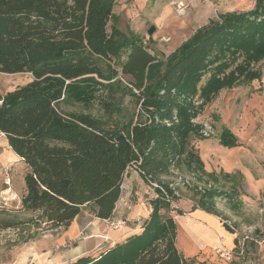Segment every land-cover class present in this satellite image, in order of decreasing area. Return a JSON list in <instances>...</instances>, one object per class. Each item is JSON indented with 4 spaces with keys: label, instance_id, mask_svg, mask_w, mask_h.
I'll list each match as a JSON object with an SVG mask.
<instances>
[{
    "label": "trees",
    "instance_id": "16d2710c",
    "mask_svg": "<svg viewBox=\"0 0 264 264\" xmlns=\"http://www.w3.org/2000/svg\"><path fill=\"white\" fill-rule=\"evenodd\" d=\"M117 1L0 0V72L32 75L0 92V131L27 166L22 206L35 212L37 224L61 233L85 208L111 219L129 168L156 184L138 232L64 264H187L169 213L179 198L173 178L218 181L192 143L205 137L197 118L221 91L262 78L264 0L210 18L162 57L111 22ZM103 89L133 96L135 119L109 125L64 109L89 107ZM111 98L101 102L112 116L122 102ZM219 139L226 147L238 144L228 128ZM199 193L200 207L216 213L213 201L222 190L212 185Z\"/></svg>",
    "mask_w": 264,
    "mask_h": 264
},
{
    "label": "rangeland",
    "instance_id": "374dc122",
    "mask_svg": "<svg viewBox=\"0 0 264 264\" xmlns=\"http://www.w3.org/2000/svg\"><path fill=\"white\" fill-rule=\"evenodd\" d=\"M179 1L187 5L182 15L176 10ZM254 3L255 0H118L111 22L128 34L139 35L142 40L148 37V50L162 57L175 50L210 18L222 12L249 9ZM153 25L156 30L150 36L148 30ZM163 37L170 38L164 41ZM261 67L260 80L221 91L197 118V122L205 125V137L195 138L192 143L203 159L205 169L218 175L217 182H210L222 190L213 201L216 213L200 207L201 194L192 186L196 182L194 175L180 174L173 178L179 198L171 202L169 213L175 217L180 229L181 252L185 251L183 245L188 246L181 230L183 227L195 228L190 232L198 239L195 241L197 246H212L216 240L213 231L217 232L218 228L228 238H234L230 248L215 251L212 256H216V260L204 256V264H210L212 260V264H264V61ZM31 80L32 75L28 72H0V92L12 91ZM121 94L119 90L103 89L89 107L78 103L65 105L64 109L90 112L109 125L125 123L135 119L139 105L133 96L122 97ZM112 95L122 103L121 111L111 116L101 100L112 99ZM224 128L237 137L236 146L220 144L219 135ZM3 138H0L1 149L6 147L2 145ZM18 160H1L0 157V264H64L81 256L97 255L114 243L108 232L118 228L112 227V221L125 220L127 223L121 227L129 225L126 217L108 219L100 227L102 233L83 231L70 238L61 233L62 229L37 224L35 212L22 206L26 170ZM8 177L7 185L4 180ZM184 180H189L191 185L183 183ZM121 196L122 204L126 201L134 204L143 198L152 208L150 202L156 198V192L153 185L134 172V168H129L123 179ZM125 206L129 207L126 203ZM178 210L184 214L179 215ZM93 216L87 208L80 213L86 221H91ZM136 222L143 221L138 218ZM88 223L90 228L95 226L94 222ZM8 224L11 226L6 227Z\"/></svg>",
    "mask_w": 264,
    "mask_h": 264
},
{
    "label": "crops",
    "instance_id": "0c3cea01",
    "mask_svg": "<svg viewBox=\"0 0 264 264\" xmlns=\"http://www.w3.org/2000/svg\"><path fill=\"white\" fill-rule=\"evenodd\" d=\"M169 53H167V54H169ZM1 142H2V145L6 146L5 147L6 149L0 148L1 160L5 159V158H7V159L10 158L11 160L19 159L18 160L19 163H23L24 169L27 170V166H26L25 162L22 161L20 159V157L16 153H14V151L10 148V145L8 143L7 138L4 137ZM134 172L137 175H139L137 170L134 169ZM23 180H24V176H23ZM23 191L25 193V188ZM121 199H122V196L120 197V200L117 203L116 209H115L114 214H113L111 219L117 220V219H120L121 217H126L129 220V225L126 227H121V228H118L116 230H111L108 232L110 239L114 241V243H112L111 246L114 245L115 243L123 240L127 236L138 232L140 230L141 222L137 223L136 220L138 218H140V219H142V221H144L149 216V214L151 212V208H149L147 206V203L145 202V200L143 198H142V200L137 199L136 203H134V204H129V201H126V200H125L126 202H124L122 204L120 202ZM125 203L129 206L128 208L125 206ZM125 213H126V215H125ZM198 214L204 216V213H202V212H198ZM105 221L106 220L100 219L96 216H93V219L91 221H86V220H84V218H81L79 215L78 217L75 218V220L72 222L70 227L65 232H63L62 234H66V236L73 238V237H77L78 235H81L83 233V231L84 232H86V231L92 232V233L93 232L94 233H97V232L102 233V232H100L101 231L100 227L102 224L105 223ZM88 222H94L95 226L93 228H90L91 225ZM194 229L195 228L192 226L190 228H187V229H184V227L181 229L184 233V236L187 239L186 241L188 244L187 247L183 245L185 251L182 252L187 264H193V262H195V261L198 264H200L201 262L204 264V256L208 259L215 257V260H216L217 257L212 256L213 254H215V251L221 250L224 248L225 249L230 248L234 242V238H228L224 234V231H222L221 229L218 228L217 232L213 231L215 234L214 237H216V240H215V242H213L212 246H209V247H204V245H200V246L198 245L197 246L195 244V241L197 242L198 239L197 238L195 239V236L192 235V233H191ZM178 234L179 235H177V238H178L177 243H178V247H179V244L180 243L182 244V241L180 240V229H178ZM95 237H97V236H95ZM93 241L96 242V240H93ZM88 250L89 249H86V251H88ZM212 262H213V260H212ZM212 262L210 264H212Z\"/></svg>",
    "mask_w": 264,
    "mask_h": 264
},
{
    "label": "built area",
    "instance_id": "2783aa9c",
    "mask_svg": "<svg viewBox=\"0 0 264 264\" xmlns=\"http://www.w3.org/2000/svg\"><path fill=\"white\" fill-rule=\"evenodd\" d=\"M177 13L178 14H180V15H182V14H184L186 11V8H187V5L184 3V1H179L178 3H177ZM169 38L170 37H163L162 39L164 40V41H168L169 40ZM149 38L147 37V38H145V39H143L142 40V42H143V44L144 45H147V40H148ZM2 137H6L5 136V134L3 133V132H1L0 131V138H2ZM8 181H10V179H9V177L8 178H6V180H4V182H5V184H9V182ZM183 183H188L187 185H191V182L188 180H184V182ZM154 186L156 185V184H153ZM212 183L210 182V183H208V184H205L204 185V183L203 184H200L199 182L197 183V184H195V183H193L192 184V186L197 190V191H199V192H205L207 189H209V188H211L212 187ZM174 186V185H173ZM195 186H197V188L195 187ZM175 187V186H174ZM110 220V219H109ZM127 223V221H125V220H119V221H117V222H115V221H112L111 222V225H112V227H114V228H119V227H121V226H124L125 224Z\"/></svg>",
    "mask_w": 264,
    "mask_h": 264
},
{
    "label": "water",
    "instance_id": "95a60500",
    "mask_svg": "<svg viewBox=\"0 0 264 264\" xmlns=\"http://www.w3.org/2000/svg\"><path fill=\"white\" fill-rule=\"evenodd\" d=\"M155 30H156V26H155V25L151 26V27L149 28V30H148V34H149L150 36H152L153 33L155 32ZM66 53H67V54H68V53H71V51H66Z\"/></svg>",
    "mask_w": 264,
    "mask_h": 264
},
{
    "label": "bare ground",
    "instance_id": "6f19581e",
    "mask_svg": "<svg viewBox=\"0 0 264 264\" xmlns=\"http://www.w3.org/2000/svg\"><path fill=\"white\" fill-rule=\"evenodd\" d=\"M9 192V191H8ZM187 243V242H186Z\"/></svg>",
    "mask_w": 264,
    "mask_h": 264
}]
</instances>
